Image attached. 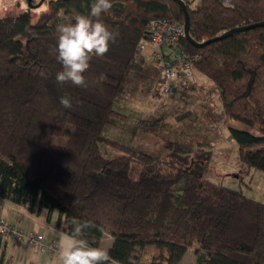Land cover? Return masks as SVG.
<instances>
[{
	"label": "trees",
	"instance_id": "obj_1",
	"mask_svg": "<svg viewBox=\"0 0 264 264\" xmlns=\"http://www.w3.org/2000/svg\"><path fill=\"white\" fill-rule=\"evenodd\" d=\"M93 2L53 1L36 21L0 17V197L32 212L57 211L64 232L73 218L91 222L86 238L101 248L111 238L112 263L185 264L195 249L197 264H264V203L204 177L182 143H170L161 158L104 137L114 118L125 119L114 104L142 72L136 58L147 25L184 24L179 4L112 0L101 19L120 33L117 41L92 59L85 86L57 84V25L86 15ZM196 2L186 4L199 44L264 22V0ZM182 49L200 55L196 73L215 84L224 115L241 125L231 127L246 165L241 177L264 173V27L201 49L184 38ZM102 143L125 155L107 159ZM134 163L142 166L138 179L131 176ZM181 182L178 203L173 191Z\"/></svg>",
	"mask_w": 264,
	"mask_h": 264
},
{
	"label": "rangeland",
	"instance_id": "obj_2",
	"mask_svg": "<svg viewBox=\"0 0 264 264\" xmlns=\"http://www.w3.org/2000/svg\"><path fill=\"white\" fill-rule=\"evenodd\" d=\"M42 1L33 0V4L40 5ZM53 1L57 0H46L40 7L32 9L28 0H0V17L24 16L36 21L51 9ZM147 66L146 72L137 71L128 93L116 100L114 110L125 119L114 118L105 127L104 137L121 144H132L161 158L171 152L170 143H182L204 177L264 203V173L256 175L253 172L249 177H241L246 165L240 160L239 148L231 132V127L241 125L224 115L215 84L196 73L177 92H166L159 68ZM100 147L107 159L125 155L106 143ZM141 170L142 166L134 163L132 178L138 179ZM182 189L183 182L173 191L178 203ZM108 239L111 238L102 245L107 251L111 246ZM183 263L197 264L195 249L189 251Z\"/></svg>",
	"mask_w": 264,
	"mask_h": 264
},
{
	"label": "clouds",
	"instance_id": "obj_3",
	"mask_svg": "<svg viewBox=\"0 0 264 264\" xmlns=\"http://www.w3.org/2000/svg\"><path fill=\"white\" fill-rule=\"evenodd\" d=\"M113 7L112 0H94L86 15H78L74 22L57 25L58 37L54 48L55 58L62 70L55 74L57 84L72 83L85 86V73L94 57H103L110 44H114L120 33L110 30L101 19ZM66 109L72 107L70 98L60 100ZM70 232H59L56 239L58 255L55 264H112L106 249L94 247L86 238L92 228L89 221L73 218Z\"/></svg>",
	"mask_w": 264,
	"mask_h": 264
},
{
	"label": "built area",
	"instance_id": "obj_4",
	"mask_svg": "<svg viewBox=\"0 0 264 264\" xmlns=\"http://www.w3.org/2000/svg\"><path fill=\"white\" fill-rule=\"evenodd\" d=\"M181 1L186 3L188 0ZM184 38H186L184 24L172 19H162L147 25L145 36L139 43L137 62L147 63L161 70L166 92H171L195 77V66L201 57L182 49ZM0 235L9 237L17 243L35 245L44 255L57 252L56 245H51L45 236L32 230H22L1 217Z\"/></svg>",
	"mask_w": 264,
	"mask_h": 264
},
{
	"label": "crops",
	"instance_id": "obj_5",
	"mask_svg": "<svg viewBox=\"0 0 264 264\" xmlns=\"http://www.w3.org/2000/svg\"><path fill=\"white\" fill-rule=\"evenodd\" d=\"M147 65L150 66V64L147 63L144 65L141 64L142 73L146 72L148 68ZM161 75L163 77L162 72ZM257 173L258 172H256V175ZM0 217L18 226L22 230H32L45 236L46 240L51 245H56L58 233L64 232L65 227V219L61 217L57 211L50 213L47 210H40L39 207H36L35 211L32 212L27 206L15 205L10 201L3 200L1 197ZM109 243H111V241ZM57 255L58 250L57 252L44 255L35 245L17 243L12 241L9 237L0 235V264H55Z\"/></svg>",
	"mask_w": 264,
	"mask_h": 264
},
{
	"label": "water",
	"instance_id": "obj_6",
	"mask_svg": "<svg viewBox=\"0 0 264 264\" xmlns=\"http://www.w3.org/2000/svg\"><path fill=\"white\" fill-rule=\"evenodd\" d=\"M45 1L46 0H43L42 3H44ZM173 1L181 6V8L183 9V12L185 14V23H184V25H185V32H186L187 40L192 45H194L196 48H199V49L204 48L205 46L210 45L212 43H216V42H219V41L226 40V39H228V38H230V37H232V36H234V35H236L238 33L246 32V31H249V30L254 29V28L264 27V22H261V23L250 25V26L242 27V28H235V29H232V30L226 32L225 34H223V35H221L219 37H216L214 39H211V40H208V41H206L204 43L199 44V43L195 42L192 39L191 35H190V16H189V11H188V8H187V4L185 2H183V1H181V0H173ZM28 3H29V6L32 9L33 8L34 9L38 8L42 4L41 3L40 5H34L33 4V0H28ZM176 91H177V89L173 90V92H176Z\"/></svg>",
	"mask_w": 264,
	"mask_h": 264
}]
</instances>
